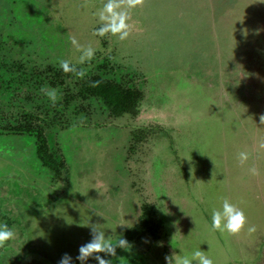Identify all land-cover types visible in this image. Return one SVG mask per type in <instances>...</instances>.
<instances>
[{"label": "rangeland", "instance_id": "obj_1", "mask_svg": "<svg viewBox=\"0 0 264 264\" xmlns=\"http://www.w3.org/2000/svg\"><path fill=\"white\" fill-rule=\"evenodd\" d=\"M104 2L0 0V222L16 233L0 264H80L87 221L129 243L112 264L198 247L213 264H264V0H140L123 41L93 33ZM69 37L93 57L79 63ZM95 77L131 92L121 114L85 98ZM223 198L244 212L238 234L211 229Z\"/></svg>", "mask_w": 264, "mask_h": 264}, {"label": "clouds", "instance_id": "obj_2", "mask_svg": "<svg viewBox=\"0 0 264 264\" xmlns=\"http://www.w3.org/2000/svg\"><path fill=\"white\" fill-rule=\"evenodd\" d=\"M140 3V0H127L126 6L122 7L119 0H105L102 6L93 13L98 17L99 26L93 29L96 36L103 37L106 33L115 36L118 40L123 41L128 38L131 25L128 23L129 9ZM70 42L77 49H82L79 56V63L83 64L86 60H90L94 55V49L91 46H82L78 44L75 37H69ZM59 68L64 73H74L77 77L84 75V69H78L74 64H70L67 59L58 61ZM95 82H93L94 84ZM41 92L48 99L55 103L57 93L54 88L41 86ZM261 123L264 122V115L260 117ZM238 160L242 164L248 159V154L244 151L237 153ZM249 173L255 174L254 167H249ZM246 224L244 212L231 203L227 198H223L220 207L211 209V229L227 232L228 234H238ZM91 239L79 246L76 260L80 264H85L89 257H92L96 264H112L109 257L116 256V249L120 248L127 251L130 247L129 243L122 237L112 241L105 235V231L101 230L98 223L89 224ZM249 233L255 231L254 226H248ZM16 233L7 224L0 222V248L6 247L5 242L13 241ZM207 251H202L200 247L193 249L188 255L176 254L171 252L166 254L163 259L165 264H213L212 258L206 255ZM103 253V256L100 254ZM57 264H72V258L67 254H63Z\"/></svg>", "mask_w": 264, "mask_h": 264}, {"label": "trees", "instance_id": "obj_3", "mask_svg": "<svg viewBox=\"0 0 264 264\" xmlns=\"http://www.w3.org/2000/svg\"><path fill=\"white\" fill-rule=\"evenodd\" d=\"M93 82H95V83L93 84ZM87 84H88V87L83 88L82 90L84 92H87L88 95L93 96V98H91V97H85V98L87 100L93 99L94 101L101 104L102 105L101 108L104 109V112H109V113H112L114 115H119L127 107V104H128L127 98L129 97V94L131 92L122 91L120 84H118L114 81H110V80L109 81L103 80L100 77H95L93 79V81H91L90 83H87ZM133 100H134V96L132 97V102H133ZM28 116H30V115H28ZM28 116H22V117L26 118ZM27 120H29V119L27 118ZM25 123L26 124H24L23 126L27 125L26 128L28 127V129L30 130V122L26 121ZM24 129L25 128H22V126L20 125L19 128L17 127L16 130L18 132L19 131L22 132V130H24ZM24 133H26V132H24ZM133 235L130 234V236H133Z\"/></svg>", "mask_w": 264, "mask_h": 264}, {"label": "flooded vegetation", "instance_id": "obj_4", "mask_svg": "<svg viewBox=\"0 0 264 264\" xmlns=\"http://www.w3.org/2000/svg\"><path fill=\"white\" fill-rule=\"evenodd\" d=\"M226 80H230V78H227ZM230 87H232V90H234V91H238V97H240L239 95H241V94H243L244 96L247 94V95H251L250 94V92L249 93H247V92H245V94H244V91H245V89H246V87H247V85L246 84H244L243 82H242V80H234V81H232L231 83H230ZM260 86H258V88H259ZM250 88V87H249ZM252 89V88H251ZM255 90H257V89H255ZM226 96V93H224V97ZM227 97V96H226ZM235 98H236V96H235ZM253 100V99H252ZM239 105L241 104L240 102H239V100H237L236 101ZM257 104L258 103H253V104H251V105H255V106H257ZM259 108V107H258ZM260 110H262V109H258V111H260ZM261 114H264V111L262 110V112H261ZM254 128H257V124H256V126L254 127ZM258 129V128H257ZM257 132H258V130H257ZM263 149H264V147H263ZM262 166H264V165H262Z\"/></svg>", "mask_w": 264, "mask_h": 264}]
</instances>
